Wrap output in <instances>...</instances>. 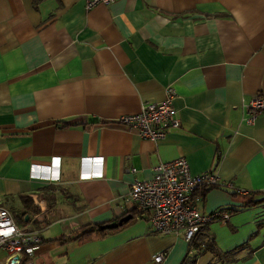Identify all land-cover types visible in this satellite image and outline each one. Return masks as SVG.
I'll return each mask as SVG.
<instances>
[{
    "label": "crops",
    "instance_id": "0c3cea01",
    "mask_svg": "<svg viewBox=\"0 0 264 264\" xmlns=\"http://www.w3.org/2000/svg\"><path fill=\"white\" fill-rule=\"evenodd\" d=\"M263 5L113 0L85 9L83 0H0V205L38 238L33 264H178L181 233L152 232L145 214L101 237L68 239L132 209L130 182L149 178L159 161L182 156L191 174L264 190V110L241 122V102L264 99ZM166 86L178 128L153 141L113 122L162 100ZM48 185L63 193L44 211L37 190ZM231 191H195L193 201L203 213L236 208L245 193ZM19 195L40 209L37 226L16 223ZM204 227L221 251L247 244L249 257L229 264H264V204ZM194 264L219 263L205 252Z\"/></svg>",
    "mask_w": 264,
    "mask_h": 264
},
{
    "label": "built area",
    "instance_id": "2783aa9c",
    "mask_svg": "<svg viewBox=\"0 0 264 264\" xmlns=\"http://www.w3.org/2000/svg\"><path fill=\"white\" fill-rule=\"evenodd\" d=\"M111 1L113 0H83L85 9ZM174 97V89L166 86L162 100L142 102L138 111L120 114L113 122L135 130L141 138L158 141L169 129L179 127L176 110L172 106ZM241 108V122L252 124L264 110V99L257 93L251 94L241 102ZM152 170L149 178H134L130 182L128 199L145 214V221L152 232L181 233L185 242L193 237L198 227L213 221H227L230 215L225 207L207 213L201 212L192 200V194L197 188L207 190L227 187L237 193H245L233 188L230 182L220 180L210 171L191 174L182 156L156 162ZM37 241L31 227L16 225L11 213L0 205V251L5 254L0 264H33L30 259L31 250ZM164 255L165 251H158L152 256V260L159 262Z\"/></svg>",
    "mask_w": 264,
    "mask_h": 264
},
{
    "label": "trees",
    "instance_id": "16d2710c",
    "mask_svg": "<svg viewBox=\"0 0 264 264\" xmlns=\"http://www.w3.org/2000/svg\"><path fill=\"white\" fill-rule=\"evenodd\" d=\"M87 123L88 124L96 123V120H90ZM64 125L66 124L64 123L61 124V126H64ZM204 190H205L204 188L200 187V188H197L195 191L197 192L200 191L199 193L202 194ZM55 192L63 193V190L57 186H50V185L44 186L37 190V196L40 199H42L45 203L46 208L44 211H46V209H49L51 206L54 205ZM230 193L233 197L236 196L237 194V192L234 190L231 191ZM193 195L194 194H192V200H193ZM241 198H242V203H240L238 207L231 208L228 210L237 211L242 208L253 207V206L264 204V190H261V191L250 190L246 192L245 194H242ZM18 199H19L22 210L19 216H15L16 223L19 225H23V224L30 222L33 227L37 226V224L40 221H42V218H43L38 206H36L31 201V199L26 195H19ZM124 214H131L130 220H132L135 216L142 215L143 212L141 210H138L134 206L132 209L126 211L122 215ZM30 215L33 216L31 220L29 218ZM105 223L106 222L81 225L76 228V230L74 231V234L71 235L68 239L80 242L81 240L89 238L93 235L101 237L104 234L114 230V229H111V230L100 229L99 226ZM126 223H123L122 225ZM204 226L198 227L193 237L188 242H186V252L181 258V260L178 262V264H194L196 261V258L205 252H208L209 254H211L213 256V261L218 262L219 264L234 263V262H237L239 260H243L249 257L250 251H247L244 255H242L243 250H245V248L247 247L246 243L236 246L235 248L231 250H227V251L219 250L214 244L211 234L208 233L207 229Z\"/></svg>",
    "mask_w": 264,
    "mask_h": 264
},
{
    "label": "water",
    "instance_id": "95a60500",
    "mask_svg": "<svg viewBox=\"0 0 264 264\" xmlns=\"http://www.w3.org/2000/svg\"><path fill=\"white\" fill-rule=\"evenodd\" d=\"M131 219V214H124L120 216L118 219L110 222H106L105 224H102L99 226L100 229H115L117 227H120L123 223L128 222Z\"/></svg>",
    "mask_w": 264,
    "mask_h": 264
},
{
    "label": "rangeland",
    "instance_id": "374dc122",
    "mask_svg": "<svg viewBox=\"0 0 264 264\" xmlns=\"http://www.w3.org/2000/svg\"><path fill=\"white\" fill-rule=\"evenodd\" d=\"M36 200V199H35ZM37 201V200H36ZM8 211H9V208L7 207ZM5 257V254L4 252L0 251V260H3Z\"/></svg>",
    "mask_w": 264,
    "mask_h": 264
}]
</instances>
